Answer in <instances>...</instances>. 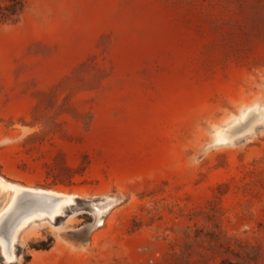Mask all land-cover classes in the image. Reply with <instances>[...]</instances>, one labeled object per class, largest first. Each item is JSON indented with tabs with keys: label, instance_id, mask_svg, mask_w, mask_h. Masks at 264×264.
<instances>
[{
	"label": "rangeland",
	"instance_id": "rangeland-1",
	"mask_svg": "<svg viewBox=\"0 0 264 264\" xmlns=\"http://www.w3.org/2000/svg\"><path fill=\"white\" fill-rule=\"evenodd\" d=\"M1 181L0 264H264V0H0Z\"/></svg>",
	"mask_w": 264,
	"mask_h": 264
},
{
	"label": "bare ground",
	"instance_id": "bare-ground-1",
	"mask_svg": "<svg viewBox=\"0 0 264 264\" xmlns=\"http://www.w3.org/2000/svg\"><path fill=\"white\" fill-rule=\"evenodd\" d=\"M9 189L14 192V195L21 192V191H26L29 194L34 193L35 195H41V196L45 197L46 199H48L51 203H50L49 207H47L46 209H42L39 212L31 211L30 213H28L27 215H24L23 217L20 216L22 214L21 213L19 215L20 216L19 221H15V219H14V221H15L14 224L11 223L13 226H12L11 230L9 231L8 238L3 239V237L0 236L1 237L0 238V244H1L0 246L2 247V253L5 255V257L7 259L9 258L8 254L11 255V252L8 250H10L9 246L10 247L12 246V241L14 240L15 234L17 233V231L19 229H21L25 224H27V222L29 220H31L34 217H40L42 215H47L50 219H52L55 215H57L59 212L62 211L61 210L62 206H64L65 203H70L73 200L71 196L66 195V194H62V193H58V192H53V191L51 192L49 190H42V189L24 188V187H21L19 185H13L11 183H6L3 181L0 182V190H9ZM11 202H12V200H11ZM14 208L12 209L11 205H9V206H7V210L5 209L6 212L8 211V209H10V212H8V214H6V215L10 216V218L15 217V215L18 213V210L14 209ZM19 213H20V211H19ZM13 243H14V241H13Z\"/></svg>",
	"mask_w": 264,
	"mask_h": 264
},
{
	"label": "water",
	"instance_id": "water-1",
	"mask_svg": "<svg viewBox=\"0 0 264 264\" xmlns=\"http://www.w3.org/2000/svg\"><path fill=\"white\" fill-rule=\"evenodd\" d=\"M6 238H8V237H6Z\"/></svg>",
	"mask_w": 264,
	"mask_h": 264
}]
</instances>
